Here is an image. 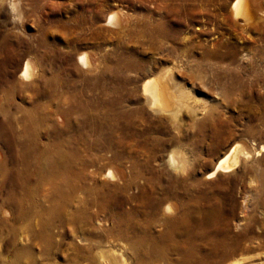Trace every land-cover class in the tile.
<instances>
[{
  "label": "rangeland",
  "instance_id": "1",
  "mask_svg": "<svg viewBox=\"0 0 264 264\" xmlns=\"http://www.w3.org/2000/svg\"><path fill=\"white\" fill-rule=\"evenodd\" d=\"M232 1L3 0L0 220L10 192L27 214L0 226V264L20 245V264H264V0L244 27ZM164 16L170 38H150ZM164 72L189 92L174 116L143 92ZM236 142L252 159L209 177Z\"/></svg>",
  "mask_w": 264,
  "mask_h": 264
},
{
  "label": "bare ground",
  "instance_id": "2",
  "mask_svg": "<svg viewBox=\"0 0 264 264\" xmlns=\"http://www.w3.org/2000/svg\"><path fill=\"white\" fill-rule=\"evenodd\" d=\"M2 2H3V0H0V6L3 4ZM250 2L251 1H249V0H233L231 2V4H230V10L232 11L231 15L233 14V16H234V18H232V20H231L232 21L231 23L233 25H238L237 19L240 18V19H242L241 21L244 22L243 26H241V27H244L253 18L254 7H253V4H251L252 2L251 3ZM13 6H14L13 3H10V6L7 5L8 11L10 10V8H13ZM192 16H194V15H192ZM108 20L110 23H112L114 25L120 24V18L118 15H114V14L110 15ZM167 21H168V18L166 16L162 17L161 19L156 20L155 24H152L150 27L151 31H148V33L151 36L150 38H154V39L160 38L161 41L162 40H168L171 36V33L166 30L167 28L164 27V25L166 24ZM172 39H175L174 34L172 35ZM217 45H220V43L219 44L216 43V46ZM78 60L81 64H83L85 66H90L89 60L87 59L86 56L82 55L81 57H79ZM28 75L29 76L31 75L30 74V68H29V65L26 64L24 67L22 76H28ZM171 75H172L171 73L164 72L162 74H156V75L152 76L151 78H149L148 80H146L143 83V92L146 96L145 100H146L148 106L150 107V109L152 111H154V112H161V111L168 112V113H170V115L174 116L176 113L175 112L176 109L180 108L183 105V103H185V101L187 100V95L189 96V92H187V90H185V88H183L182 86H179L177 83H175L173 78H172L173 75L172 76ZM34 121H36V120H34V119L31 120V123L33 124ZM33 125L35 126L36 123H34ZM33 125H32V127H34ZM35 127H37V126H35ZM24 132L27 134V130H25ZM68 143H70V142H67L66 144H68ZM62 145L63 144H58V145L55 144V145H53V147L51 146V148H47V149L43 150L42 154H49L52 151L58 152L62 149L61 148ZM263 148H264V146L261 145L259 151L262 152ZM250 150L251 149H247L246 146L242 143H239V142L234 143V145L232 147H230V149L223 156H221L219 158L214 169L212 170V172L210 174H208V176L214 177V176H216V174L218 172H225L226 173V172L233 171L237 165L242 164L243 162H247V160H249V158L251 157V151H252V150L251 151ZM37 151H38V147L35 144H32L31 142H25L20 149V154L24 158H26V157L28 158V156L32 155V154L34 157V155L37 154ZM255 152H257V150H255ZM260 152H257V155H259ZM174 157L175 158H181V160H182L183 154L179 151L178 152L172 151L169 155L168 160L171 162V160H173ZM251 159H252V157H251ZM25 167L28 168V166H25ZM65 170L66 169L61 170V173L58 172V174H64ZM3 173H5L4 170H3ZM14 200H15L14 199V193L10 192L9 196L6 200V203L13 206L12 207V209H13L12 217H13V219H15V222L11 223L10 220H8V219L0 220V226L6 227L8 233L13 237H15L17 235V230H18V228L16 226L17 221L24 218L27 214V213H25V211L23 209L20 208L21 205H17V206L15 205ZM16 207H18V208L16 209ZM20 242L22 243L23 240L21 239ZM12 244L15 245L16 244L15 241L12 242ZM80 251L83 252V249L80 248ZM27 252H28L27 247H24L23 245H20V247L17 246V248H15V252H14L12 261L9 263H5V264H13V263L20 264L22 257ZM108 253H110V252L99 249L98 252L96 253V257H94L95 260L92 259V263L94 261V264H123L119 260L116 261L115 259L110 258V256H108ZM74 259H76V258H74ZM74 259L72 261L73 262L72 264H77L78 261L75 262ZM81 259L88 260V257H87V255L86 256L82 255L80 257V260ZM181 262L184 264H196L197 263L191 257H184L181 260ZM2 263H3V261H2ZM30 264H34L32 260L30 261ZM230 264H242V259H238V260H236Z\"/></svg>",
  "mask_w": 264,
  "mask_h": 264
}]
</instances>
